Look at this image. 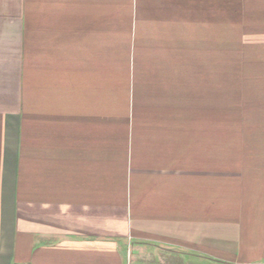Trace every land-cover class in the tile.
Listing matches in <instances>:
<instances>
[{"label":"crops","instance_id":"0c3cea01","mask_svg":"<svg viewBox=\"0 0 264 264\" xmlns=\"http://www.w3.org/2000/svg\"><path fill=\"white\" fill-rule=\"evenodd\" d=\"M0 264H264V0H0Z\"/></svg>","mask_w":264,"mask_h":264}]
</instances>
